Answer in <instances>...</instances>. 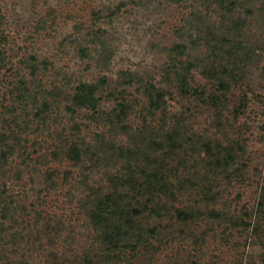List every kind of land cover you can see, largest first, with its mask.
<instances>
[{
	"label": "rangeland",
	"instance_id": "1",
	"mask_svg": "<svg viewBox=\"0 0 264 264\" xmlns=\"http://www.w3.org/2000/svg\"><path fill=\"white\" fill-rule=\"evenodd\" d=\"M215 7L201 0H0V264H264V0L228 12L234 44L216 58L203 40L191 48L186 33L198 34L187 20L200 10L219 36ZM176 43L191 58L172 49ZM210 55L227 68L237 61L238 81L228 90L195 66ZM185 59L187 72L177 62ZM84 83L96 85L92 108L63 97ZM18 85L31 98H15ZM190 87L202 88L200 96ZM160 127L179 130L182 145L171 158L156 136ZM11 132L41 159L22 165L3 145ZM76 137L92 145L91 160L66 156ZM224 148L226 170L219 166ZM128 151L150 155L148 162L165 157L163 180L173 195L161 205L137 197L134 208L142 210L129 209L133 226L107 243L79 199L88 184H108L119 167L110 161L119 165ZM180 207L193 218L178 219Z\"/></svg>",
	"mask_w": 264,
	"mask_h": 264
},
{
	"label": "trees",
	"instance_id": "2",
	"mask_svg": "<svg viewBox=\"0 0 264 264\" xmlns=\"http://www.w3.org/2000/svg\"><path fill=\"white\" fill-rule=\"evenodd\" d=\"M194 1V0H193ZM248 0H201V4L205 6V8L210 9L212 6H216L221 13L220 19L223 24H219L218 28L222 29V32L219 36L213 37L214 33L209 32V27L206 23V17L200 10H194L190 13L191 19L187 20V30H197L198 34L195 33H187V37L190 38L189 43L191 48L195 47L197 44L203 40L209 49L212 51L213 57H217V51L219 53H226L229 48L234 44L233 41L229 42V35H231V28L226 27L225 23L228 20V12L236 6V4H242ZM238 21H234V27ZM182 31V30H181ZM184 32V33H183ZM180 36L183 37L185 35V30L179 32ZM226 48L224 50L222 48ZM184 43H176L175 46L172 47L178 54H186L191 58V55L188 51H185ZM106 49H104L105 52ZM227 54H237L234 51H229ZM0 58L3 59L2 53L0 51ZM212 56H208L206 66H202L200 64H195V66H200V73L202 76L209 80H214L217 82L219 88L223 90H228L229 83L232 84L237 83V69L233 70L237 61L233 59V65L231 68H227L226 66H221L219 64H215V61L209 60ZM0 59V60H1ZM186 60V59H185ZM3 61V60H1ZM180 63L183 71L187 72L190 67H192V63L189 61H177ZM128 75H131L129 73ZM178 88L184 93L188 90L187 83L184 77L181 74L178 75L177 78ZM96 85L94 84H81L77 87L72 94H67V96L63 95L64 98L70 100L74 107L83 108V107H93L96 101V97L94 96V90H96ZM190 90H193V93H197V96H200L202 88L196 90L195 88L190 87ZM198 91V92H197ZM26 87L24 85H19L15 90V98L21 100V98H31L30 94H26ZM153 97L151 99H158L160 97L159 88L155 89L152 86L150 90ZM22 99V100H23ZM155 103L156 101H152ZM119 114H123L124 105L120 103ZM70 110H73L70 108ZM77 128V127H75ZM12 141H8L3 143V145L11 152L12 150L17 152L19 161H21L22 165H27L28 162L33 164L38 162L41 159V155L38 157H33L26 150L25 141L22 138H18L16 135L11 132L9 134ZM74 136V135H73ZM157 138L161 142L167 141L169 150L167 156L171 158V154L176 152V149L181 148L182 143L178 142L179 130L176 127H171L168 129H164L160 127L157 132ZM7 137V136H6ZM1 140L5 138L3 135L0 137ZM166 139V140H165ZM3 142V141H2ZM1 142V144H2ZM24 144H23V143ZM66 142V141H65ZM160 142H157L159 145ZM208 145V144H205ZM16 146V149L14 148ZM18 146L22 147V151L18 150ZM91 144H88L83 140L82 137H76L70 141V144L66 147V156L69 157L71 161L75 164H81L83 158L88 156V152L90 151ZM123 148L119 147L118 149ZM60 149V146H53V152L51 155L56 156L57 150ZM219 150V148H217ZM121 150V149H120ZM209 151V147L206 149ZM225 155L220 157V168L222 170H226L228 167V162L230 158L229 149L224 148ZM129 152V156H125L123 160L120 161L118 165L115 160L110 161L117 168L115 173H110L106 176L108 184H88L86 186V190L84 191V195L79 199L80 206H90L91 207V218L96 222V225H100L103 228V235L105 241L107 243H111L115 240H119L120 229L122 227L129 228L134 224L133 215L130 214L129 209L131 208L132 212L140 213L142 209L134 208L133 202H139L137 197H140L144 200V204L146 203H155L156 205L162 204V198L166 197L169 194L171 197L173 195L171 188L169 187L166 180L164 178V171L167 170L168 162L165 160V157L162 158H154L151 162H148V158L151 159V156L148 154H140V156H145L143 160L145 162L140 161L139 156L134 154V152ZM127 152V153H128ZM211 155H214L216 159H218V152L211 151L209 152ZM0 155L4 159V152H0ZM166 155V154H165ZM93 155H89L87 159L91 160ZM6 157V156H5ZM44 157V156H43ZM134 161H132V159ZM219 164V163H218ZM137 169L138 172L135 173L133 168ZM66 174V173H65ZM64 174V175H65ZM140 174V175H139ZM49 179L52 183L58 180V175L56 172L51 171ZM3 193V192H2ZM11 199V197H9ZM11 201V200H10ZM140 203V202H139ZM145 206V205H144ZM144 207L143 209H145ZM216 210H212L215 212ZM175 213L178 219L181 220H189L193 218L192 211L187 207L175 208ZM106 216H105V215ZM264 218V215H263ZM126 235L133 236L132 231H126ZM140 235V234H139ZM137 235V236H139ZM118 241H116L117 243ZM115 243V244H116Z\"/></svg>",
	"mask_w": 264,
	"mask_h": 264
}]
</instances>
